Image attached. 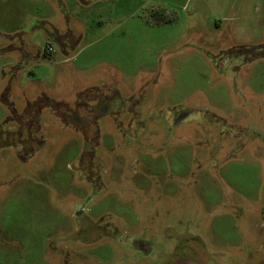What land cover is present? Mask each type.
I'll list each match as a JSON object with an SVG mask.
<instances>
[{"label":"rangeland","instance_id":"1","mask_svg":"<svg viewBox=\"0 0 264 264\" xmlns=\"http://www.w3.org/2000/svg\"><path fill=\"white\" fill-rule=\"evenodd\" d=\"M179 233L264 264V0H0V264H164Z\"/></svg>","mask_w":264,"mask_h":264},{"label":"flooded vegetation","instance_id":"2","mask_svg":"<svg viewBox=\"0 0 264 264\" xmlns=\"http://www.w3.org/2000/svg\"><path fill=\"white\" fill-rule=\"evenodd\" d=\"M85 111L86 110H84V112ZM3 135L4 138H6L5 143H8L9 139L11 142L13 141V131L10 128H8ZM27 143L28 142L26 141L23 144V141H21L17 144L15 143V147L18 151L20 150L26 152L27 150V152H29L30 150L27 149ZM175 237L178 243L174 249L175 252L173 253L172 251V253L168 255L164 264H202L208 262V255L205 253L201 243L195 241V239L191 238V236L184 233L175 234Z\"/></svg>","mask_w":264,"mask_h":264},{"label":"crops","instance_id":"3","mask_svg":"<svg viewBox=\"0 0 264 264\" xmlns=\"http://www.w3.org/2000/svg\"><path fill=\"white\" fill-rule=\"evenodd\" d=\"M11 130H13L14 129V125H11L10 127H9ZM18 134L16 133V132H13V136H12V138L14 139H18Z\"/></svg>","mask_w":264,"mask_h":264},{"label":"built area","instance_id":"4","mask_svg":"<svg viewBox=\"0 0 264 264\" xmlns=\"http://www.w3.org/2000/svg\"><path fill=\"white\" fill-rule=\"evenodd\" d=\"M50 48H51V47H49V50H51Z\"/></svg>","mask_w":264,"mask_h":264}]
</instances>
